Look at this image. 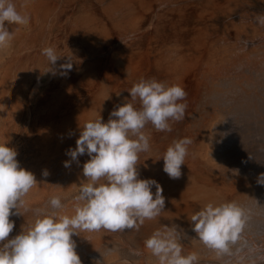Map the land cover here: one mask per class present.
<instances>
[{"label":"bare ground","instance_id":"6f19581e","mask_svg":"<svg viewBox=\"0 0 264 264\" xmlns=\"http://www.w3.org/2000/svg\"><path fill=\"white\" fill-rule=\"evenodd\" d=\"M14 2L30 22L13 26L11 47L0 52V143L37 178L25 198L30 210L20 209L22 231L34 224L36 209L74 215L90 157L66 168L67 150L85 122H107L135 83L155 79L187 92L185 118L171 132L144 129L151 147L140 154L139 178L159 182L165 208L139 230L74 236L82 264H158L144 241L165 226L180 230L183 254L220 264L190 218L208 203L231 201L248 215L249 244L264 249V184L257 182L264 173V26L254 19L264 0H31L26 8ZM48 46L65 55L54 69L42 55ZM67 55L73 69L63 75ZM185 137L192 140L189 154L181 177L172 179L162 156ZM54 196L63 209L51 208Z\"/></svg>","mask_w":264,"mask_h":264},{"label":"clouds","instance_id":"9594fccd","mask_svg":"<svg viewBox=\"0 0 264 264\" xmlns=\"http://www.w3.org/2000/svg\"><path fill=\"white\" fill-rule=\"evenodd\" d=\"M30 2L23 0L21 7L26 8ZM254 19L264 26V13ZM29 22L30 17L18 10L14 0H0V52L11 47L16 30L13 26ZM42 55L53 69L65 56L52 46L43 48ZM60 68L63 75L71 72L72 57L68 56V62ZM128 91L131 98L114 108L107 122L102 117L85 122L76 147L66 152L71 157L64 162L66 168L82 155L90 157L83 164L88 182L81 184L74 198V215L36 209L34 224L12 238L15 222L10 217L24 215L22 208L30 210L25 198L36 186L37 178L20 166L13 147L0 143V264H82L74 236L101 229L139 230L145 220L155 219L164 210L165 197L159 182L139 178L140 154L151 147L144 129L151 124L158 132H171L172 123L185 118L187 103L182 101L187 92L180 85L169 86L155 79H141ZM191 144L188 137L175 140L163 154V171L170 178L181 177ZM43 175H48L47 170ZM257 182L264 184V173ZM49 204L54 210L64 208L59 196L52 197ZM247 220L245 209L231 201L208 203L191 216L190 224L198 239L216 253L220 264H264V249L250 245L245 238ZM180 239L177 227L165 226L154 231L144 246L158 264H200L196 252L183 254Z\"/></svg>","mask_w":264,"mask_h":264},{"label":"rangeland","instance_id":"374dc122","mask_svg":"<svg viewBox=\"0 0 264 264\" xmlns=\"http://www.w3.org/2000/svg\"><path fill=\"white\" fill-rule=\"evenodd\" d=\"M19 217H20V215H19V216L17 215V216H16V219H13V221L16 222L15 227H14V230H15V231L13 230L14 233L12 232L13 234H12V233L10 234V238H12V237H14V236H16L17 234H20V233L22 232V230H21L22 228H21V225H20V224H22L23 222L20 220ZM10 219L12 220V218H10ZM21 219H23V218H21ZM24 219H25V218H24ZM24 219H23V221H24ZM20 221H21V222H20ZM25 221H27V220L25 219ZM18 222H19V223H18ZM17 223H18V225H17ZM20 228H21V229H20ZM17 231H18V232H17Z\"/></svg>","mask_w":264,"mask_h":264}]
</instances>
